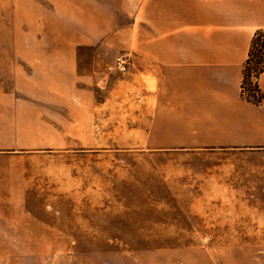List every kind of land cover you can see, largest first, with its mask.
I'll return each mask as SVG.
<instances>
[{
  "label": "crops",
  "instance_id": "1",
  "mask_svg": "<svg viewBox=\"0 0 264 264\" xmlns=\"http://www.w3.org/2000/svg\"><path fill=\"white\" fill-rule=\"evenodd\" d=\"M46 1L32 20L24 8L33 3L23 0L21 15L24 24L52 40L6 48L18 56L20 68L11 70L12 88H0V241L36 234L26 167L39 151L92 152L109 141L264 150V98L254 104L242 94L252 38L264 30V0ZM80 46L93 47L96 56L102 49L130 55L124 81L131 77L135 90L120 89L118 96L134 97L132 117L127 106L116 112L110 105L114 91L98 99L90 86L101 84L97 76L107 73L96 58L92 70L80 73ZM14 61L0 58L6 66ZM258 85L264 92V72ZM253 188L264 193L262 187ZM240 190L234 192L237 203L244 200ZM198 204L204 202L191 203ZM127 206L136 210L140 204ZM236 225L238 232L242 226ZM184 227L174 229L179 236L168 240L207 241L218 222ZM140 230L134 222L125 234ZM238 236L232 240L264 241V227L262 235ZM152 257L155 264H264V247L192 245L157 250Z\"/></svg>",
  "mask_w": 264,
  "mask_h": 264
},
{
  "label": "rangeland",
  "instance_id": "2",
  "mask_svg": "<svg viewBox=\"0 0 264 264\" xmlns=\"http://www.w3.org/2000/svg\"><path fill=\"white\" fill-rule=\"evenodd\" d=\"M22 1L0 0V58L14 57L16 63H0L3 89L12 88L11 70L20 68L18 56L6 48L52 40L24 24ZM31 2L32 6L24 8L31 17L39 14V7L47 6L46 0ZM101 52L96 56L93 47L80 46L79 72L92 70L96 58L98 68L107 75L99 74L102 83L90 88L100 100L114 91L110 105L116 112L127 106L132 117L134 97L123 100L118 96L120 89L134 93L133 79L124 81L131 58L129 69L121 72L116 69L117 58L128 53ZM115 117H119L117 113ZM121 142L109 141L108 147L92 152L39 151L31 159L26 168L31 172L30 212L36 234L24 236V240L0 241V264H155L152 253L161 249L264 247V241L232 240L238 233L239 238L245 233L252 237L263 233L264 193L253 187L264 188V150L159 146L148 141L129 146ZM237 188H242L239 195L244 198L239 203L234 193ZM132 202L139 203V208L129 209ZM194 202L204 204L191 205ZM206 221L218 222V231L206 236L207 241L168 240L179 236L174 229ZM38 222L43 226L34 225ZM134 222L142 229L140 234L126 235ZM237 223L242 231L236 232ZM167 224L172 227L166 228ZM152 237L156 239H147ZM124 238L132 240H120Z\"/></svg>",
  "mask_w": 264,
  "mask_h": 264
},
{
  "label": "trees",
  "instance_id": "3",
  "mask_svg": "<svg viewBox=\"0 0 264 264\" xmlns=\"http://www.w3.org/2000/svg\"><path fill=\"white\" fill-rule=\"evenodd\" d=\"M264 72V30L255 32L248 57L243 68L242 94L254 104H260L264 92L258 85V78Z\"/></svg>",
  "mask_w": 264,
  "mask_h": 264
},
{
  "label": "built area",
  "instance_id": "4",
  "mask_svg": "<svg viewBox=\"0 0 264 264\" xmlns=\"http://www.w3.org/2000/svg\"><path fill=\"white\" fill-rule=\"evenodd\" d=\"M129 66H130V56L129 54H123V55H120L118 58H117V61H116V69L118 71H126L127 69H129Z\"/></svg>",
  "mask_w": 264,
  "mask_h": 264
}]
</instances>
